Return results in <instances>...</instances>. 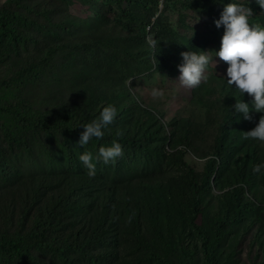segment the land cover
<instances>
[{"label": "rangeland", "instance_id": "1", "mask_svg": "<svg viewBox=\"0 0 264 264\" xmlns=\"http://www.w3.org/2000/svg\"><path fill=\"white\" fill-rule=\"evenodd\" d=\"M234 1L243 4L255 2L231 0ZM227 2L147 0L149 10H145L116 0L108 1L104 8L99 4L105 16L96 18L93 16L95 8L90 10L86 5L88 0H0V16L11 29L29 39L28 45L13 43L0 28V81H10L20 69L30 70L26 81L14 80L8 87L0 86V105H12L22 115L44 120L49 125L68 114L70 118L66 125H75L83 117L85 109L87 111L91 104L101 102L100 91L89 89V83L97 73L95 70L101 66V56L116 60H111V63L114 64L112 73L117 75L122 69L134 66L132 63L121 64L124 45L116 39L132 35V25L139 27L147 22L144 24L148 33L146 41L151 47L159 39L164 49H171L168 30L184 40L187 50L195 49L191 41L195 47H203L204 51H209L210 61L205 69L206 79L200 83L198 91H195L196 87L187 88L177 82L181 51L176 49H171L169 58L156 56V67L151 70L144 68L138 76L124 82L119 97H125L126 91L137 104L135 111H149V118L156 119L154 127L167 138L163 141L165 155L160 161L147 162L142 155L124 150L113 164L96 161L95 169L99 182H111L110 193L114 197H120L126 191L124 184L127 181L131 183V191L137 185H169L175 188V203L184 206L192 198L190 169L201 182L205 165L213 155L219 127L229 111L221 94L222 86L229 87L227 92L235 89L225 82L227 63L214 57L223 28L217 29L213 20L219 17L223 4ZM110 6L113 9L110 10ZM122 10L129 17L123 16ZM25 18L36 21L38 28L32 29ZM249 23L259 24L253 15ZM85 46L88 50L84 49ZM86 58L89 61L87 70L83 66ZM106 65L110 64L107 62ZM162 67L166 70L154 71ZM210 77L216 80L206 84ZM96 83L101 87L99 81ZM101 88L111 91V87ZM153 89L160 95L153 97ZM83 103L87 105L84 110L81 108ZM123 106L132 109L128 99L124 100ZM138 114H142L138 115L140 118H148L146 114ZM260 115L257 113V121ZM0 126L10 132V137H7L0 129V161L16 173L11 187L0 188V232L13 235V230L6 224L12 218L17 221L21 208L29 203L30 193L38 187L35 179L57 173L60 168L86 169L78 156L83 151H91L95 155V148L90 142L81 148L77 143L79 137L17 125L9 115L0 114ZM172 135L174 139L169 144ZM255 141L256 145L233 152L232 172L216 184L215 188L220 190L211 188L202 196L203 212L197 223L213 240L215 224L226 204L223 195L239 189L238 184L230 185L228 180L235 181L232 176L240 170L251 172L248 184L238 193L243 202H251L252 209L242 212L238 221L227 226L216 248V264H264V170L252 172L254 164L264 162V142ZM178 159H182L186 166L177 162ZM62 188V182L48 187L54 190ZM171 222L167 215L164 219L163 212L158 221L143 215V231L155 253L138 249L134 238L128 236L120 252L109 261L112 264H178L175 251L184 245L177 241V235L181 234L179 240H183L187 247L196 248L195 264H207L198 237L186 234L187 229L181 231Z\"/></svg>", "mask_w": 264, "mask_h": 264}, {"label": "trees", "instance_id": "2", "mask_svg": "<svg viewBox=\"0 0 264 264\" xmlns=\"http://www.w3.org/2000/svg\"><path fill=\"white\" fill-rule=\"evenodd\" d=\"M108 1L116 0H88L86 5L90 7V10L95 8L94 17L104 18L103 8ZM122 2L149 10L147 0H122ZM234 3L240 2L234 1ZM99 4L103 8L98 7ZM244 5L249 6L253 16L257 17L258 23L264 25V10H261L256 2ZM109 8L111 10L112 6ZM122 15L129 17L124 10H122ZM24 21L30 23L32 29L38 28L36 21L28 18H25ZM146 23H142L143 25L139 27L132 25L134 32L130 36L116 37L117 41L124 45L123 50L121 49V52L124 53V59H120L121 64L132 63L133 67H126L118 75L114 74L112 73L114 64L111 63V60L113 62L116 60L113 57L107 59V56L105 58L101 56V66L95 70L97 73H94L93 80L89 83V89L100 91L101 102L104 98L106 102L104 99L102 104L101 102L98 105L91 104L87 111L84 110L87 105L83 103L81 107L84 110L83 117L75 125H66L70 118L68 114L57 123L49 125L44 120H36L22 115L9 104L0 105V114L9 115L14 123L23 127L40 128L46 132L54 131L79 137V133L83 129L77 127L78 125L96 118L103 106L113 104L117 109V114L112 124L104 130L105 134L102 138L99 140L93 138L89 141L95 148V153L99 146L108 145L112 140H117L123 151L130 150L135 155H142L147 162H159L161 156L165 155L163 148L166 146L163 141L165 142L167 138L163 137L161 131L154 127L156 119L149 118L150 112L147 110L138 109L136 112L137 104L126 91L125 97L119 96L122 94L126 80L138 76L142 70H145L144 68L151 70L156 67V56L165 59L169 58L168 53L171 49L181 52L188 50L185 48L184 40L176 37L177 35L172 30L167 31L171 49H164L159 39L155 46L151 47L146 41L148 35L147 26L144 25ZM0 28L13 43L28 45L29 39L22 33L11 29L2 16H0ZM191 44L195 48L194 51H204L201 46L195 47L192 41ZM84 49L88 50L86 46ZM107 62L110 64L109 66L106 65ZM84 63V69H89L87 58ZM165 70L164 67L159 70L154 69L155 72ZM29 76L28 68L20 69L10 81H0V86L8 87L14 80L26 81ZM214 80H216L215 77H210L206 84ZM97 81L100 82L101 87H111V91L99 87ZM200 86L196 87L195 91L200 90ZM228 88L227 85L222 86L221 94L229 106V111L219 127L213 155L205 165L201 182L197 179L194 170L190 169L189 188L192 191V198L187 204L183 206L175 203V188L169 185H137L131 191V183L127 181L124 184L126 191L120 197L119 195L114 197L110 193L111 182L109 180L99 182L96 173L94 176H89L88 170L82 167L60 168L57 173L35 179V184L37 183L38 187L33 193H30L29 203L21 208L17 221L12 218L6 224L13 230V235L0 232V264H48V262L52 264H110L109 260L113 258L114 254L120 252L123 241L128 236L134 238L138 249L155 253L152 244L149 245L144 234L141 217L146 215L152 220L158 221V216L162 212L164 219L167 215L172 221L171 223L174 226H179L181 231L187 229L186 234L197 236L202 246L205 262L216 264V248L220 245L227 226L238 221L242 212L252 209L251 202H243L238 193V190H242L248 184L247 180L251 172L240 170L238 174L232 176L235 181L228 180L230 185H233L234 182L238 184L239 189L235 188L232 192L223 195L226 204L221 211V217L215 224L213 240L197 223L203 212L202 196L206 190L215 188L220 179L229 176L228 174L232 172L233 152L257 144L255 139L245 138L243 133L254 127L257 113L250 111L252 119L244 120L232 112V105L235 100L240 99V93L236 89H230L227 92ZM229 94H232L233 97H231L232 95L229 97ZM126 99L132 103V109H126L123 106ZM241 99L247 103L251 102V97L247 93H244ZM138 112L146 114L148 118L138 117V115H142ZM0 129L5 136L10 137L9 129L4 126H0ZM173 136L170 137L169 144L174 139ZM177 162L186 166L182 159H178ZM15 175L14 171H10L5 163L0 161V184L3 185L0 188L11 187ZM46 182H49V185ZM60 182L63 183L61 190L48 189L51 184L58 185ZM52 190L53 192L50 193ZM180 236L181 234L177 235V241L184 245L177 247L175 260L178 264H195L196 248L187 247L183 240H179ZM156 259L158 258L156 257Z\"/></svg>", "mask_w": 264, "mask_h": 264}, {"label": "clouds", "instance_id": "3", "mask_svg": "<svg viewBox=\"0 0 264 264\" xmlns=\"http://www.w3.org/2000/svg\"><path fill=\"white\" fill-rule=\"evenodd\" d=\"M223 3V0H220ZM258 7L264 10V0H255ZM253 15L252 9L240 3H233L228 0L223 4L219 17L213 20L217 29L223 28L220 37L218 50L214 51L219 60L227 63L225 70L226 81L231 87L234 86L240 93V99L232 105V112L238 114L239 118L251 120V112L260 113L258 121L251 130L244 133L245 138H252L264 142V25L249 23ZM155 46V42H153ZM209 51L188 50L180 53V63L177 65V82L187 88H195L206 79L205 69L209 64ZM213 63L215 61L212 58ZM247 93L251 102L247 103L241 96ZM153 97L160 95V92L153 89ZM117 109L113 104L102 107L99 115L89 122L78 125L83 129L79 133L77 143L81 148L90 140H99L105 134V129L112 124L116 117ZM119 135V133H117ZM123 155L121 144L112 140L108 145H101L97 148L95 155L91 151H83L78 159L88 170L89 176L95 175L96 161L104 164L115 162ZM264 170V162L254 164L253 173H260Z\"/></svg>", "mask_w": 264, "mask_h": 264}]
</instances>
